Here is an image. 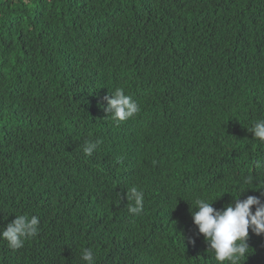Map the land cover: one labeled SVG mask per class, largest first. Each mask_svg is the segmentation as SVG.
<instances>
[{
    "label": "trees",
    "instance_id": "16d2710c",
    "mask_svg": "<svg viewBox=\"0 0 264 264\" xmlns=\"http://www.w3.org/2000/svg\"><path fill=\"white\" fill-rule=\"evenodd\" d=\"M194 42L197 50L184 46ZM171 55L173 76L161 81L146 65ZM123 61L139 67L127 93L141 106L117 124L92 107L109 90L98 71ZM221 117L238 139L229 156L215 140ZM260 119L264 0H0V230L16 215L42 214L21 248L0 240V264H85L84 248L96 264H218L188 211L196 198L221 209L243 189L239 199L264 200V165L255 167L264 143L248 131ZM139 157L168 170L146 174ZM86 165L96 169L88 200L67 201L70 219L54 221L50 203L80 170L92 176ZM125 178L165 191L146 206L160 213L155 230L144 221L122 234L130 212L111 196ZM249 233L240 264H252L255 239L264 240Z\"/></svg>",
    "mask_w": 264,
    "mask_h": 264
},
{
    "label": "clouds",
    "instance_id": "9594fccd",
    "mask_svg": "<svg viewBox=\"0 0 264 264\" xmlns=\"http://www.w3.org/2000/svg\"><path fill=\"white\" fill-rule=\"evenodd\" d=\"M154 66L161 72H172L173 69V66L160 64H155ZM135 73L136 70L133 68L121 69L114 72L105 70L103 72V79L109 86V90L100 97L101 101L96 103L92 109L100 110L102 117L111 118L117 124L126 120L131 121L138 117L141 102L138 98L135 99L127 93L130 88H133L134 82L136 81ZM156 77L162 79L161 81L168 80L165 77L157 75ZM102 119L106 120L105 118ZM215 126V140L219 149L221 148L225 155L231 154V149L238 144V139L233 134L234 130L229 126L227 120L222 117L215 120ZM248 131L254 139L260 141L257 144L264 143V119L256 121ZM219 133H221L223 140L221 143H219ZM156 136L161 146L166 144L167 141L163 129H159ZM96 146L97 144L94 142H86L83 151L86 155H91L96 149ZM136 159L140 169L146 174H152L157 170H168L158 158L143 159V157H139ZM262 165H264V161L257 160L255 162V167L257 168H260ZM243 183L251 185L254 183V179L252 176H248ZM141 184L145 185L146 183L134 182L125 178L120 181L119 186L117 184V188L120 190H117L118 192L116 191L111 196L119 200L127 192V199L134 202L128 204L130 217L125 222L122 233H130V237L138 231L137 223L148 221L152 225L151 228L153 230L160 223V213L147 211L146 206H151L158 202L165 194V191L163 189H151L144 196L143 192L137 189ZM245 190H239L235 195H232V202L221 209L213 207V202L216 199L209 202L204 198H196L194 207L191 205L188 211L191 222L197 226L199 234L204 237L205 241L203 243L207 252L211 251L214 254L218 264H224L225 261L229 262V264H240L242 260L246 261L250 249L247 243L248 239L251 238L249 237V234H251L249 230L251 229L255 235L264 234V200L259 196L251 195L247 196L246 199H239L241 193ZM253 206H255L254 210ZM131 213L137 214L136 219L131 217ZM39 223V218L35 215L31 217L27 214L16 215V218L12 222L0 230V240L6 241L8 247L11 249H19L23 246L27 238L34 237L38 233ZM258 238L260 237L256 239ZM190 243L195 244V240H190ZM81 259L85 264H96L95 256L91 248H84L82 250ZM262 261L264 259L260 261L254 259L252 264H260Z\"/></svg>",
    "mask_w": 264,
    "mask_h": 264
},
{
    "label": "rangeland",
    "instance_id": "374dc122",
    "mask_svg": "<svg viewBox=\"0 0 264 264\" xmlns=\"http://www.w3.org/2000/svg\"><path fill=\"white\" fill-rule=\"evenodd\" d=\"M184 46L186 48H190L193 50H197V48L195 47L196 44L194 42V44L192 45H186L184 44ZM172 60H173V55H171L167 60L162 61V62H157L156 60H154L152 58V61L146 65L147 67H150L152 70H154L156 72L157 76L160 77H165V78H170L173 76L172 72H161L160 70H158L157 68H155V64H160V65H165V66H174V63L172 64ZM126 68H133L135 70H138L139 67L137 66L136 63H128L123 61L120 65V67L118 69H126ZM105 70H100L98 71L100 74L96 75L95 77H101L103 78V72ZM95 153V150L92 152L91 155H89V157H93ZM84 168L83 166L79 167L77 170ZM87 169H89V171L91 172L92 176L86 172L85 169L80 170L78 172V178L76 180H72L71 182H68L67 184H65L62 188H61V193L60 196L53 201L52 203H50V206L53 208V216H54V221L56 220H63L64 218L66 219H70L67 214L64 212V206L66 204L67 201H70L73 203V205L78 208L77 206V201L80 200L81 198H84L85 200H88L84 195H83V190L85 188H89L92 187V189L94 188V181H95V176H96V169L93 165L87 166ZM29 215V217L35 215L39 218V225H38V229H40V225L42 222V214H36V213H24ZM64 233V228L62 230H60V232H57L55 237L52 239L53 241L56 240H61L62 235ZM119 234V233H118ZM258 239H255V242H257ZM252 256H255L254 259L260 261L264 259V240H260V243H255L254 244V248H253V254ZM224 264H229V262L225 261Z\"/></svg>",
    "mask_w": 264,
    "mask_h": 264
},
{
    "label": "water",
    "instance_id": "95a60500",
    "mask_svg": "<svg viewBox=\"0 0 264 264\" xmlns=\"http://www.w3.org/2000/svg\"><path fill=\"white\" fill-rule=\"evenodd\" d=\"M119 183L120 182H118L117 184H118V186H119ZM144 188H147L146 189V191H142V190H144ZM137 189L138 190H140V191H142L143 192V195L144 196H146L148 193H149V191L151 190V189H156V190H158V189H161L159 186H155V185H150V184H145V185H139L138 187H137ZM119 202L121 203V204H124L125 206H126V209H129L128 208V204L129 203H134V202H132V201H129L128 199H127V192L125 193V194H123L120 198H119Z\"/></svg>",
    "mask_w": 264,
    "mask_h": 264
},
{
    "label": "bare ground",
    "instance_id": "6f19581e",
    "mask_svg": "<svg viewBox=\"0 0 264 264\" xmlns=\"http://www.w3.org/2000/svg\"><path fill=\"white\" fill-rule=\"evenodd\" d=\"M261 263H264V262H261Z\"/></svg>",
    "mask_w": 264,
    "mask_h": 264
}]
</instances>
